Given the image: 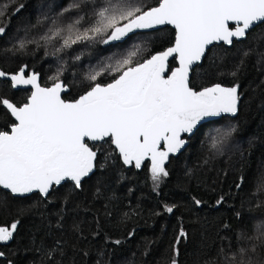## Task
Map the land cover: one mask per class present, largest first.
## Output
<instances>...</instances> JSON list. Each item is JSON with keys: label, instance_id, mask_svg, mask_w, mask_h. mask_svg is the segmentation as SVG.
Returning a JSON list of instances; mask_svg holds the SVG:
<instances>
[{"label": "trees", "instance_id": "1", "mask_svg": "<svg viewBox=\"0 0 264 264\" xmlns=\"http://www.w3.org/2000/svg\"><path fill=\"white\" fill-rule=\"evenodd\" d=\"M70 2L0 0V10L8 13L14 12L16 4L24 5L0 25L6 26V33L0 36V70L14 74L27 65L25 73L38 72L43 84L52 85L49 77L63 65L66 70L59 79L70 85L72 96H77L87 83L84 75L91 69L100 70L101 63H109L108 57L114 53H124L134 44H144L152 51L172 46L174 26L165 25L138 31L116 48L81 44L53 56L50 53L63 40L58 36L46 42L40 37ZM45 16L48 20L37 23ZM61 35L66 38L67 34ZM21 39H35L41 46L30 44L22 52L13 50ZM244 52L249 53L247 57ZM81 53V59L75 61L73 57ZM147 55L144 52L138 58ZM214 83L239 85L237 112L206 118L185 148L170 154L165 164L170 175L155 189L150 161L145 160L140 168L127 165L108 143H103L96 169L82 180L79 189L70 181L63 182L45 197L39 191L11 194L0 186V227L10 228L11 223L20 221L13 239L0 243V251L5 252L0 264L9 259L13 264H35L40 259L35 248L52 246L57 240L67 248L68 264H164L181 224L188 237L177 246L179 264H225L224 255L236 252L242 243L246 245L247 237L254 235V225L264 221V23L255 26L246 39L234 40L233 45H212L205 58L195 64L190 86L199 90ZM22 97L23 92L11 87L9 80L0 79V100L17 102ZM11 122L6 106L0 104V129ZM228 127L236 131L216 152L211 148V137L217 129ZM241 176L244 182L237 188ZM193 198L202 203L195 205ZM165 204H176L177 208L168 213ZM74 225L79 226L78 232ZM117 240L121 243L116 244ZM258 253L256 259L264 257V251L258 249Z\"/></svg>", "mask_w": 264, "mask_h": 264}, {"label": "snow or ice", "instance_id": "2", "mask_svg": "<svg viewBox=\"0 0 264 264\" xmlns=\"http://www.w3.org/2000/svg\"><path fill=\"white\" fill-rule=\"evenodd\" d=\"M23 7L16 4L13 13L0 10V25ZM65 19L67 22H62ZM45 20L48 17L37 23ZM260 23H264V0H71L40 37L46 42L58 36L63 40L50 53L53 56L81 44L116 48L138 31L165 25L174 26V41L163 51L134 44L124 53H114L108 57L109 63H101L100 70L91 69L84 75L87 83L82 92L68 101L61 97L70 88L59 79L66 70L63 65L49 77L53 81L50 87H41L38 72L26 77L27 65L15 74L0 71V77L11 76L13 86H34L23 101L0 100L15 118L5 125L6 130L0 129V186L11 194L37 190L45 197L62 182L70 181L79 189L82 180L96 169L103 144L96 145L103 142L114 145L127 165L140 168L145 160L150 161V179L157 188L170 175L165 167L170 154L184 149L206 118L234 115L238 110V84L225 87L214 83L197 90L190 86L193 66L205 58L214 43L233 45L234 40L246 39ZM5 33L6 26H0V36ZM64 33L66 38L61 35ZM30 44L41 46L35 39H21L13 50L22 52ZM144 52L148 55L138 58ZM248 54L244 52L243 56ZM81 55L73 59L79 61ZM170 57L178 61V67L169 68ZM235 131V127L217 129L211 137V148L220 152ZM240 181L237 188L244 182L243 176ZM193 203L200 205L202 201L193 198ZM164 208L172 213L177 205L165 204ZM125 217L130 218L127 213ZM19 223L16 220L10 228L0 227V242L13 239ZM74 230L78 232L79 226L74 225ZM187 237L181 224L164 264H179L177 246ZM258 249L264 251V221L254 225V235L247 237L246 245L242 243L236 252L224 255L225 264H264V257L256 259ZM35 251L40 253L35 264H68L67 248L59 240L52 246L41 244ZM4 256L0 251V258ZM6 264L13 261L9 259Z\"/></svg>", "mask_w": 264, "mask_h": 264}, {"label": "flooded vegetation", "instance_id": "3", "mask_svg": "<svg viewBox=\"0 0 264 264\" xmlns=\"http://www.w3.org/2000/svg\"><path fill=\"white\" fill-rule=\"evenodd\" d=\"M178 66V62H177V60L176 59H174L173 57H171V58H169V68H176ZM30 73H25V76L27 77L28 75H29ZM10 82V81H9ZM39 83H40V85L42 86V87H46V86H51V84H49V85H45V84H43L41 81H40V79H39ZM10 85H11V87H12V84H11V82H10ZM49 86V87H50ZM15 90H21L22 92H23V94L25 95V98H23V100H25L30 94H31V92L33 91L31 88H27V89H15ZM61 97H62V99H64V100H66V101H68V100H70V99H72L73 97H75V96H72L68 91L67 92H62L61 93ZM22 100V101H23ZM210 118V117H209ZM12 119H13V121H14V117H12ZM4 130H6V129H4ZM103 144V142H100V143H97V147H100V144ZM90 146H91V144H90ZM112 146H114V145H112ZM114 149H115V147H114ZM95 150V149H94ZM116 152H118V151H116ZM118 155H119V153H118ZM120 156V155H119ZM63 183V182H62ZM34 191H37V190H34ZM0 243H2V242H0Z\"/></svg>", "mask_w": 264, "mask_h": 264}, {"label": "water", "instance_id": "4", "mask_svg": "<svg viewBox=\"0 0 264 264\" xmlns=\"http://www.w3.org/2000/svg\"><path fill=\"white\" fill-rule=\"evenodd\" d=\"M172 26V25H171ZM217 43H219V42H217ZM214 44H216V43H214ZM171 47V46H170ZM211 47V46H210ZM171 58V57H170ZM178 62V61H177ZM197 63H199V62H197ZM178 66H179V64H178ZM177 66V67H178ZM195 66V65H194ZM193 66V67H194ZM0 71H2V70H0ZM15 74V73H14ZM0 79H6V80H9L10 82H11V84H12V87L14 88V89H27V88H31L33 91H34V86L33 85H25V84H21V85H15V86H13V82L11 81V76L9 75V76H4V77H0ZM39 82V81H38ZM42 87V86H41Z\"/></svg>", "mask_w": 264, "mask_h": 264}]
</instances>
